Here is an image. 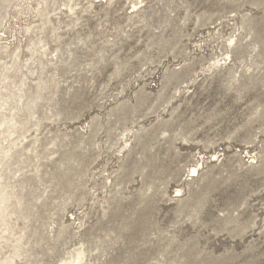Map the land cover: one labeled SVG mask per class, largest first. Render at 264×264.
I'll return each mask as SVG.
<instances>
[{
	"label": "rangeland",
	"instance_id": "rangeland-1",
	"mask_svg": "<svg viewBox=\"0 0 264 264\" xmlns=\"http://www.w3.org/2000/svg\"><path fill=\"white\" fill-rule=\"evenodd\" d=\"M2 74L0 263L264 264V0H0Z\"/></svg>",
	"mask_w": 264,
	"mask_h": 264
},
{
	"label": "bare ground",
	"instance_id": "bare-ground-1",
	"mask_svg": "<svg viewBox=\"0 0 264 264\" xmlns=\"http://www.w3.org/2000/svg\"><path fill=\"white\" fill-rule=\"evenodd\" d=\"M2 48H4V47H2ZM14 53L15 52H13V54ZM5 69H6V67H5ZM2 76H3V78H0V84L3 83L4 80L7 78V76L5 74H2ZM0 100H1V102H0V108H6L7 106H9L10 101H11V98L9 96H7L5 99H2L0 97ZM19 101H20V99H19ZM28 105H29V103H26V106H28ZM13 120H14V118L7 117V116L3 115L1 117V119H0V126L4 125L6 123L12 122ZM3 156H5V155L3 154ZM0 163H1V161H0ZM7 200H8V196L5 193H1L0 192V204L7 202ZM1 220L4 222L5 221V218L4 217H1ZM81 254H82L81 252H78L77 255L75 256L76 259L73 260V258H72L71 259L72 261H70L68 264H79V260L81 259ZM21 255H22V253H18V250H16V252H14L12 255L5 256L4 259L1 261L0 264H15V262H14L15 261V257L16 256L17 257H20ZM61 264H66V263L63 262Z\"/></svg>",
	"mask_w": 264,
	"mask_h": 264
}]
</instances>
